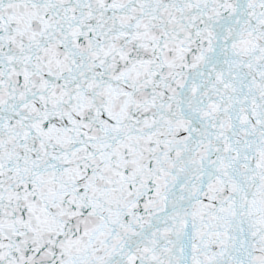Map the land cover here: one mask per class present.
I'll list each match as a JSON object with an SVG mask.
<instances>
[{
  "label": "snow or ice",
  "instance_id": "obj_1",
  "mask_svg": "<svg viewBox=\"0 0 264 264\" xmlns=\"http://www.w3.org/2000/svg\"><path fill=\"white\" fill-rule=\"evenodd\" d=\"M0 264H264V0H0Z\"/></svg>",
  "mask_w": 264,
  "mask_h": 264
}]
</instances>
